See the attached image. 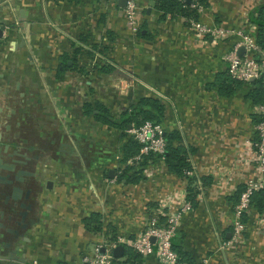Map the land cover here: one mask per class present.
<instances>
[{
	"label": "crops",
	"instance_id": "crops-1",
	"mask_svg": "<svg viewBox=\"0 0 264 264\" xmlns=\"http://www.w3.org/2000/svg\"><path fill=\"white\" fill-rule=\"evenodd\" d=\"M154 2L143 0L142 35L133 38L119 0L113 10L110 0H0V159L32 174L15 183L21 201L7 202L12 186L0 185V264H89L104 243L143 232L161 194L187 191V179L162 159L149 163L137 184L121 177L123 132L97 121L94 105L116 122L142 97L166 105L165 130L179 133L195 171L199 195L181 228L186 249L198 264H264L259 225L231 249L222 246L233 239V197L255 175L246 162L258 122L250 89L225 96L213 85L227 71L234 40L219 45L208 37L200 46L186 18H163ZM263 5L209 0L202 20L257 30L252 15ZM64 57L72 65L62 72ZM98 64L112 72L92 70ZM22 203L31 206L25 219ZM95 212L103 216L101 233L84 224ZM262 214L253 207L246 222ZM117 247L105 248L113 256ZM144 260L162 264L156 256Z\"/></svg>",
	"mask_w": 264,
	"mask_h": 264
},
{
	"label": "built area",
	"instance_id": "built-area-1",
	"mask_svg": "<svg viewBox=\"0 0 264 264\" xmlns=\"http://www.w3.org/2000/svg\"><path fill=\"white\" fill-rule=\"evenodd\" d=\"M110 1L112 3L110 10H113L116 8L118 0ZM192 8L197 9L200 14L198 20L186 19L187 30L194 36L195 42L202 46L207 43L208 37H211L216 44L221 45L226 40L233 39L235 46L225 57L228 75L249 89L253 87L254 82L259 81L262 83L264 91V47L256 40L257 30L239 27L224 28L204 22L202 19L209 14V8L203 7L199 0H193ZM145 9L146 4L143 5V0H126V5L123 7V14L133 38L137 37L141 31V15ZM241 48L245 50L243 55L239 54ZM252 113L258 118V122L255 126V135L249 142L252 159L246 162L254 169L255 175L247 181L245 190L234 208L233 239L222 245L227 250L238 245L250 229L257 225L264 228V214L258 220L245 221V217L253 208L252 201L255 193L264 189V102L254 104ZM129 133L141 145L140 153L129 161V165H135L149 155H158L161 157L160 159L164 160L167 142L163 124L145 122L140 127H133ZM149 175L145 172V176ZM186 175L194 177V169L187 171ZM187 196V191L179 195L161 194L158 198V209L150 216L148 225L143 232L132 238L123 236L113 244L104 243L98 247L97 255L92 259H86V262L89 264H115L110 251L106 250V254H102L101 250L104 246L114 248L121 245L135 250L143 258L156 256L162 264H180L179 257L173 250L172 241L182 228L184 216L194 211L193 204ZM202 262L208 264L205 259Z\"/></svg>",
	"mask_w": 264,
	"mask_h": 264
},
{
	"label": "trees",
	"instance_id": "trees-1",
	"mask_svg": "<svg viewBox=\"0 0 264 264\" xmlns=\"http://www.w3.org/2000/svg\"><path fill=\"white\" fill-rule=\"evenodd\" d=\"M154 1L156 10L160 11L163 14V18H176L178 16H182L186 19H199L200 14L198 10L192 8L193 0ZM199 1L203 7H209V0ZM252 16V21L257 25L256 40L262 47H264V5L258 8L256 13ZM139 34L142 35L141 33ZM102 52L104 54L106 53L105 50ZM79 53L80 52H78V54ZM94 56V52H90V57L92 58ZM69 60V57L63 58V65L61 70L62 72H65L70 68L68 64ZM73 60L76 64L77 60L75 58ZM83 69L86 70L85 68ZM92 70H97L98 72L100 71L101 73L106 74L112 72V67L108 64H98V66L93 68ZM213 85L218 87L220 89V92L225 96H231L235 90L244 87L242 83L236 82L235 80L230 78L227 71L225 74H220ZM249 95L253 102L256 104L264 102V91L262 83L259 81L254 82L253 87L249 91ZM94 107L99 111V113L94 116L97 121L114 126L118 130H121L123 132L122 137L125 139V143L122 147V162L125 168L121 177L128 183H139L143 179V172L146 166L149 163L156 161V159H160L161 157L158 155H149L144 157L142 161L136 163L135 165H129V161L140 153L141 145L134 139L132 135L127 133V131L129 130L130 125H132L134 128H137L142 126L145 122L163 124L166 105L157 98H139L136 103L130 105V108L125 110L121 114L120 119L116 120V122L111 121L110 112L99 102H96ZM94 107L91 104L84 105L86 114H93ZM165 132L167 150L166 154L163 156L164 160L171 172L187 179V198L192 204H195L196 198L199 195V191L194 186L196 178L188 177L186 175L187 171L193 170L189 161L188 151L182 145H179L178 142H180V135L178 132H168L166 130ZM206 180L207 179L203 178L202 182L206 183ZM244 190L245 189L241 188V190L233 197V201L236 205L238 204L240 195ZM252 205L257 212H264V189L255 193ZM84 224L86 229L92 233H101L104 230L103 216L98 212L92 213L89 217H86L84 219ZM185 237V234L181 230L176 233L172 241L173 250L177 253L180 264H198L195 261L193 255L185 247ZM123 247L124 251L122 252L121 258L113 255L115 264H145V260L141 254L129 247Z\"/></svg>",
	"mask_w": 264,
	"mask_h": 264
},
{
	"label": "water",
	"instance_id": "water-1",
	"mask_svg": "<svg viewBox=\"0 0 264 264\" xmlns=\"http://www.w3.org/2000/svg\"><path fill=\"white\" fill-rule=\"evenodd\" d=\"M119 3H120V5L122 7H125L126 0H119ZM244 52H245V50L243 48H241L239 50V54L240 55H243ZM71 65H72V62H69V66H71ZM132 128H133V126L130 125L129 126V130H132ZM17 155H18V153H13L10 156L12 157V156H17ZM20 156H22V155H20ZM23 158L26 159V161L30 160V158H28L26 156H24ZM0 170L8 172V174H6V175H0V185H10V186H12L11 193L6 196V201L7 202L10 201V200L15 201V202L21 201L22 200V195H23V190L19 186L15 185V183H18V182L22 181L23 177L31 176L32 174L27 172V171H25V170L17 169V165L16 164H14V163H5L4 160H2V159H0ZM11 173L15 174L14 177H12ZM116 174H117L116 171L111 170L110 171V178H115ZM29 194H30V192H27L25 194V199L29 198ZM21 206H22L23 209H25V211L21 213V217L23 219H25L27 214H28V211H30V209H31V206L30 205H25L24 203H22ZM123 251H124V247L120 245V246H118L117 248L114 249L113 255L121 258ZM101 253L102 254H106V248L105 247L101 250ZM6 258L9 259V260H13L14 259V257H6Z\"/></svg>",
	"mask_w": 264,
	"mask_h": 264
},
{
	"label": "rangeland",
	"instance_id": "rangeland-1",
	"mask_svg": "<svg viewBox=\"0 0 264 264\" xmlns=\"http://www.w3.org/2000/svg\"><path fill=\"white\" fill-rule=\"evenodd\" d=\"M130 135H132L131 133H129Z\"/></svg>",
	"mask_w": 264,
	"mask_h": 264
}]
</instances>
